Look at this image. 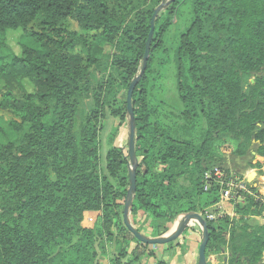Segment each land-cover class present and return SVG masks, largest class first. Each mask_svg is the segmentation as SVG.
Returning <instances> with one entry per match:
<instances>
[{"label":"trees","instance_id":"1","mask_svg":"<svg viewBox=\"0 0 264 264\" xmlns=\"http://www.w3.org/2000/svg\"><path fill=\"white\" fill-rule=\"evenodd\" d=\"M190 2L192 21L174 51L182 109L163 116V104L148 100L155 81L151 68L154 56L164 53L162 41L179 0H150V9L130 21L115 12L129 0H0V49H6L8 33L22 34L19 55L11 53L7 62L0 58V80L6 82L0 110L12 115L9 129L20 136L0 145V264H142L151 255L150 246L138 243L123 224L130 189L128 145L114 146L119 129L111 133L102 167L98 137L109 100L115 104L110 115L120 126L128 118L127 90L140 75L151 17L161 4L147 67L132 95L138 164L130 224L136 228L144 221L145 236L153 239L168 234L180 215L203 218L219 201L217 185L209 183L204 191V173L214 167L233 173L213 151L223 139L234 143L235 156L250 157L246 169L260 175L264 0ZM96 44L114 50L111 65L118 80L93 84L101 69ZM21 81L33 92L19 98L11 85ZM117 82L125 89L121 100L115 96ZM88 99L93 109L83 113ZM168 119L177 122L169 125ZM253 185L248 184L253 196L234 205V219L203 218L209 233L206 260L225 253L223 264H264V207ZM87 213L95 216V228L82 226ZM251 217L259 220L252 224Z\"/></svg>","mask_w":264,"mask_h":264},{"label":"rangeland","instance_id":"2","mask_svg":"<svg viewBox=\"0 0 264 264\" xmlns=\"http://www.w3.org/2000/svg\"><path fill=\"white\" fill-rule=\"evenodd\" d=\"M150 0H129L130 4L122 7H115V12L119 15H128L129 21L134 18V14L137 12H142L150 9ZM180 6L178 8L177 15L173 20L172 26L168 29L167 33L164 36L162 41L163 52H159L154 56V61L152 63L151 71L155 77V81L153 87H151L148 95V100L151 105L158 106L163 104L161 113L163 116L168 115L167 112H172L173 114H178L182 109V105L178 99L177 93V71L176 66L174 64V51L178 43V38L182 32L187 29L192 21V13H191V2L190 0H179ZM157 18V17H156ZM70 30L78 31L79 29L76 24L72 22L65 23ZM155 28V24H154ZM22 34L20 32H11L6 36V49H0V58L3 59V62H7V58L11 53L14 55H19V43L21 42ZM23 43V42H22ZM26 45H33L31 41H25ZM94 53L100 59L101 69L100 71L94 74L93 84L99 83L104 78H113L118 80V72L116 68L111 65L112 56L114 55V50L109 46H101L96 44L94 46ZM6 82L4 80H0V94L3 92V87ZM118 82L115 84L116 86V98L121 100L123 95L125 94V89L119 86ZM120 87V89H119ZM12 91L17 97H21L24 93H32L33 87L26 81H21L20 84L11 85ZM112 102V99L109 100V104H107L103 113L104 116L100 120V125L102 126V130L99 133L98 141H99V155L101 159V166H104L105 163V155L107 150L109 149V139L111 133H116L119 129L118 139H115L114 146L121 145V148H127V135H128V121L129 118H126L125 122L120 126L119 121L114 119L110 115L111 109H115V104ZM110 106V108H109ZM93 109V100L88 99L85 100L82 106V112L88 113ZM165 114V115H164ZM161 115V116H162ZM170 119V118H169ZM168 119V124L170 125L174 121ZM13 121V117L11 114L5 111L0 110V128L3 130L4 134H0V145H3L7 142L18 141L20 136H17L9 129V122ZM204 121L201 123L203 124ZM178 124H181L178 121ZM117 147V146H116ZM235 146L234 143L228 139H223L217 142L214 145L213 151L214 154L220 159L224 160L225 169L236 173L237 175L240 172H244L247 168L246 163L250 161V157H245L244 159L239 158L234 155ZM258 174L257 170H253ZM239 176V175H238ZM256 183L258 182V188L261 187V184L264 182V172L261 171L260 175L254 179ZM254 181V182H255ZM129 221L131 222V216L129 215ZM256 218H250L249 222L252 224L255 223ZM95 216L93 215H85L82 226L84 228H95L97 225ZM137 229V228H136ZM142 233V232H141ZM103 263H107L106 258H101Z\"/></svg>","mask_w":264,"mask_h":264},{"label":"water","instance_id":"3","mask_svg":"<svg viewBox=\"0 0 264 264\" xmlns=\"http://www.w3.org/2000/svg\"><path fill=\"white\" fill-rule=\"evenodd\" d=\"M171 2H174L175 0H170ZM163 8V4L158 6L155 10L154 13L151 17L150 21V31L148 34V38L146 40L145 44V50L142 58V67H141V72L140 75L135 77L132 82L129 85V88L127 90V96H126V109H127V114H128V141H127V151L129 154V160H130V165H129V182H130V189L127 191V197L124 203V209H123V224L127 228V230L132 234V236L135 238V240L142 244V245H148V246H163L166 244H169L176 240L180 235H182L185 231L186 226L190 222H194L197 224L199 230H200V236H201V243L199 247V255H198V263L197 264H207V260L205 257V250L207 243L209 241V233L206 227V222L204 219L201 217L200 214L197 213H187L183 214L177 217L176 225L174 228L166 235L161 236L159 238H148L141 232H139L136 228H134L129 221V211L130 207L132 205V200H133V194L135 192L136 186H135V167L138 164V161L135 156V144H134V112H133V107H132V95L133 91L135 89V86L139 80V78L144 74L146 67H147V62L149 59V53H150V46H151V41L152 37L154 34V24L156 17L158 14L161 12ZM256 176V172H252L250 175L247 177V181L249 184H252L254 181V178Z\"/></svg>","mask_w":264,"mask_h":264},{"label":"crops","instance_id":"4","mask_svg":"<svg viewBox=\"0 0 264 264\" xmlns=\"http://www.w3.org/2000/svg\"><path fill=\"white\" fill-rule=\"evenodd\" d=\"M116 139H118V136ZM116 146L121 147V145ZM253 170L254 169H246L244 172H240V174L238 175L242 178H246L247 180L248 175H250L252 172H255ZM261 171L264 172V168ZM257 176L258 174L256 173L254 179H256ZM254 181L252 184H254L253 186L255 187L257 186L258 182L256 183V181ZM224 210L229 216H232L233 209L231 205L225 204ZM85 215L91 214L87 213ZM258 220L259 219L256 218L255 223ZM176 223L177 221L175 220L170 228V231L174 228ZM195 225H193L194 230L185 231L176 240L169 244L163 246H150L147 252L151 255H145L144 259L142 260V264H197L201 236L199 232L195 230ZM136 228L141 230L142 234L144 235L147 232V225L142 220L138 221V223L136 224ZM226 257L227 255L225 253H222V255L220 256H210L207 259V264H223L226 261ZM262 261H264V255Z\"/></svg>","mask_w":264,"mask_h":264},{"label":"built area","instance_id":"5","mask_svg":"<svg viewBox=\"0 0 264 264\" xmlns=\"http://www.w3.org/2000/svg\"><path fill=\"white\" fill-rule=\"evenodd\" d=\"M204 180L206 186L204 191L208 190L209 183H214L219 188V201L211 208L204 212L203 218L207 222H216L222 217L235 218L234 205L242 204L245 196L252 197L248 187L246 178H242L234 173L226 174L222 169L214 167L204 173ZM258 188V186H255ZM259 196H255L257 202L264 207V182L258 188ZM229 204L232 206L233 213L229 216L225 210L224 205ZM202 217V216H201ZM264 217V215L262 216Z\"/></svg>","mask_w":264,"mask_h":264}]
</instances>
